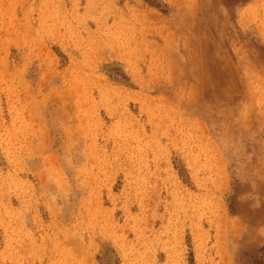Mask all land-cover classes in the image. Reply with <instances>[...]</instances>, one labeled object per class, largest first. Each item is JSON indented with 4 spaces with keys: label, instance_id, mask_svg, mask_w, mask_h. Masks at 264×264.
Here are the masks:
<instances>
[{
    "label": "rangeland",
    "instance_id": "1",
    "mask_svg": "<svg viewBox=\"0 0 264 264\" xmlns=\"http://www.w3.org/2000/svg\"><path fill=\"white\" fill-rule=\"evenodd\" d=\"M0 264H264V0H0Z\"/></svg>",
    "mask_w": 264,
    "mask_h": 264
}]
</instances>
